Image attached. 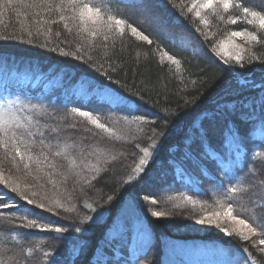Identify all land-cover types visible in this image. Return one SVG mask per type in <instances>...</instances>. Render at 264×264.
Wrapping results in <instances>:
<instances>
[{
  "label": "trees",
  "instance_id": "1",
  "mask_svg": "<svg viewBox=\"0 0 264 264\" xmlns=\"http://www.w3.org/2000/svg\"><path fill=\"white\" fill-rule=\"evenodd\" d=\"M80 2L96 23L67 0H0V68L63 81L0 95V264H264V32L232 37L254 26L237 8L189 11L203 0ZM250 76L259 90H235ZM227 207L256 235L214 215Z\"/></svg>",
  "mask_w": 264,
  "mask_h": 264
},
{
  "label": "rangeland",
  "instance_id": "2",
  "mask_svg": "<svg viewBox=\"0 0 264 264\" xmlns=\"http://www.w3.org/2000/svg\"><path fill=\"white\" fill-rule=\"evenodd\" d=\"M193 10H195L197 12V10L199 9V6H197V8H192ZM2 68H0V95L3 92H10L11 88H19L22 89L23 87H28L33 89H42L43 91L46 92H53L55 91V89H60L63 87V81L60 77L58 76H52L50 73H46V72H40V71H35L34 69H30L29 67H21V69L19 67H6L5 65L1 66ZM239 82L237 84V87L235 88V90L237 89H246L248 87H250L251 84L254 85L253 80L250 77L247 78H240L238 80ZM262 86V83L259 82L258 85H254L253 86V90H259L260 87ZM68 87H66L64 89V93L69 92L68 91ZM8 94V93H7ZM75 95V94H74ZM104 97L109 100L111 99L110 96L105 95ZM124 214L127 217H131V218H135V215H137V207L133 204H128L125 203L124 207L122 208L121 213L119 214V216H124ZM107 213H101L99 211H96L94 218H92L91 223H103L105 220H107L108 218ZM225 222H226V216H224ZM128 219L125 218L124 220H119L118 222H116V224L114 225V227L112 228L109 237L113 238V239H117L118 237H120L124 232H125V225H129L132 227V223L126 222ZM134 226L137 227V222H134ZM221 224H223L221 222ZM227 224L231 225L233 224V226L235 227V230L237 232H239V234H245L246 236H254L256 234L251 233L248 231L247 228H244L241 225L235 224L231 219H229V222L227 220ZM148 233L147 228H144V233ZM122 233V234H121ZM139 235L142 236H138L139 238H143V236H146V233L143 234L142 232H139ZM121 234V235H120ZM174 245V244H173ZM176 248V249H175ZM169 250V249H168ZM167 250V251H168ZM184 250V249H183ZM183 251H180L179 248V244H175L174 245V249L172 251H168L167 255L173 258L170 259H176V258H180L181 254ZM185 253L189 254V250L185 249L184 250ZM200 254L196 255L199 256ZM194 256V255H193Z\"/></svg>",
  "mask_w": 264,
  "mask_h": 264
},
{
  "label": "snow or ice",
  "instance_id": "3",
  "mask_svg": "<svg viewBox=\"0 0 264 264\" xmlns=\"http://www.w3.org/2000/svg\"><path fill=\"white\" fill-rule=\"evenodd\" d=\"M9 2H11V0H9ZM197 2L199 3V0H197ZM67 3L72 5V6H77L79 5V18L81 19V21H92L93 23H96L100 17V12L101 10L93 5H90L88 3H81L80 0H67ZM217 5H219L220 7L223 8V10L225 12L229 11L232 8H237L240 9V11L243 14V18L244 21L248 24H252L254 26V30H243V31H232L231 32V36L232 37H239L241 40H244L246 43H261L260 38L258 37V35L256 34L255 28L258 27V29L261 32H264V12L262 11H257V10H252L251 8L247 7V6H242V0H203L202 3H199V9H212L213 12H215ZM192 8H197V3H194L192 5ZM192 8L189 9V11L192 10ZM197 10L196 15L200 16V10ZM109 20H112L113 17L109 16L108 17ZM220 19H223V17H220ZM205 23H207V21H204ZM115 23L117 25H123V21L122 20H115ZM229 23L235 24L237 23V20L235 18H232L229 20ZM121 31H123V27H121ZM133 34H138L136 28H132L131 29ZM94 34V33H93ZM142 39H147L146 36H142ZM149 43H151V41H149ZM229 43L234 44L233 41H229ZM236 47H239V45H234ZM170 60H172V63L179 65V61L172 59V57H169ZM235 59L237 60V62H239L242 57L238 54ZM81 116H87L90 120H92V123L97 124L98 127L103 128L104 125L99 124V122L97 120L92 119V117L88 114V113H80ZM6 125H7V121L3 120L2 118H0V133H4L6 134ZM5 147H7V145H5ZM17 154H19V149H17ZM21 159H23V156H21ZM29 159H31V156H29ZM143 163V162H142ZM261 183H264V181H261ZM13 191H16V189H12ZM230 191L232 193H236L237 191H239V189H237L236 187H233L230 189ZM155 202V201H153ZM29 204H32L33 202L31 200L28 201ZM4 206L7 207L8 204L5 201L4 202ZM40 207H43V205H41ZM157 215H160L159 213H157ZM214 215L216 217H220V216H226L227 218L231 219L235 224L241 225L244 228H247L249 232L251 233H255L256 229L253 228L250 224H248L246 222V220L244 219H238L237 217L233 216V210L231 207H227L225 209V211L223 213L221 212H216L214 213ZM209 222H211L210 218ZM204 221H201V223H203ZM29 224L33 227H35V222L34 221H29ZM55 231L57 233L61 232L62 229L61 228H56ZM225 231L227 232L228 230L225 229ZM233 231H235V229H233ZM245 239H247V237H244ZM261 244H264V240L260 241Z\"/></svg>",
  "mask_w": 264,
  "mask_h": 264
}]
</instances>
